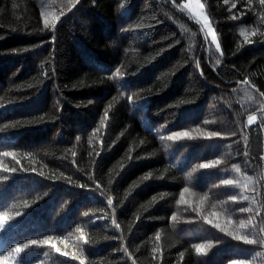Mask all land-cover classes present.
Listing matches in <instances>:
<instances>
[{"label": "trees", "instance_id": "16d2710c", "mask_svg": "<svg viewBox=\"0 0 264 264\" xmlns=\"http://www.w3.org/2000/svg\"><path fill=\"white\" fill-rule=\"evenodd\" d=\"M199 1L0 0V264H264V3Z\"/></svg>", "mask_w": 264, "mask_h": 264}, {"label": "snow or ice", "instance_id": "6c2138e0", "mask_svg": "<svg viewBox=\"0 0 264 264\" xmlns=\"http://www.w3.org/2000/svg\"><path fill=\"white\" fill-rule=\"evenodd\" d=\"M77 2H78V0H77ZM225 2H227V0H225ZM261 3H264V0H261ZM72 6L74 7L75 4L73 3ZM201 7H203V5H201ZM232 7H235V5L233 4ZM41 15L43 16L44 13H41ZM57 19H58V18H57ZM204 24H205V26H206L207 29H208V33H209V34H212L213 29L208 25V19H207V17H205V19H204ZM45 27H46V28L48 27V21H47V19L45 20ZM52 27L55 28V21H53ZM253 34H254V33H253ZM241 35H244V32H243V31L241 32ZM212 38H213V42L215 43V42H216V37H215V35H213ZM216 50H217V51H220V45H219V44H217V46H216ZM216 63L219 64V63H220V60H217ZM115 75L118 76V77H122L124 74L121 73L120 70H119V68H118V69L116 70ZM244 83H248V81H244ZM245 94L247 95V93H245ZM248 98H249V100L252 99L251 96H249ZM129 99H131V97H129ZM107 116H108V113L105 112V118H107ZM255 119H256V117H254V116H251V115L248 116V124L251 125ZM206 122H207V121H206ZM101 125H103V121H101ZM187 135H188V133H186V132H180V133H176L175 136H167L166 139H168V140H173V139H175L176 137H179V136H187ZM207 135H209V136H217V135H219V133H217L216 131H211V132L207 133ZM77 139H79V137H77ZM161 139H165V137L162 136ZM2 154H3L4 156H10V155H13V153H11V152H7V151L3 152ZM246 154H247V153H246ZM215 163H216V164H219L220 161L217 160V161H215ZM200 167H201V168H207V167H209V165H208V164H201ZM237 171H239L238 168H237ZM41 174H42V173H41ZM144 179H147V177H144ZM224 183H225V184H232L233 181H232V180H225ZM185 191H187V189H185ZM233 199H235V197H233ZM245 199H247V197H245ZM107 202H108V204H109L110 206L113 204V201H112L111 198H109ZM239 211H241V212H246V211H251V209H248V208H241V209H239ZM248 223H251V220H249ZM239 226H240V228H244V227H245V224H244V221H243V220H241ZM8 227L10 228L11 225H8ZM217 227H219V226L217 225ZM0 230H4V231H6L7 229H5V228L3 227V225H0ZM157 238H159V235H157ZM236 238H237V239H243L244 242L247 243V244H252V243H255V242H256V241H254V240L249 239L246 235L243 236V237L237 236ZM32 243H36V241H32ZM44 243H48V241H44ZM261 243H264V241H262ZM194 247H195L196 253H197V254H200V253L203 251V249L205 248V245H203V244H196V245H194ZM14 251L17 252V253H20V252L22 251V248L17 247V248L14 249ZM126 251H127V249H125V252H126ZM181 255H183V253H181ZM21 259H22V258H21ZM81 264H83V261H81Z\"/></svg>", "mask_w": 264, "mask_h": 264}, {"label": "rangeland", "instance_id": "374dc122", "mask_svg": "<svg viewBox=\"0 0 264 264\" xmlns=\"http://www.w3.org/2000/svg\"><path fill=\"white\" fill-rule=\"evenodd\" d=\"M182 10L184 12H187L188 14H190L201 25L204 32H206L208 38L213 42L212 37L215 34H214V31L212 32V34L208 33V29L204 24V19H205V17H207V15L204 12L203 8L201 7L200 1L199 0H184V2L182 4ZM208 25L211 27L209 21H208Z\"/></svg>", "mask_w": 264, "mask_h": 264}]
</instances>
